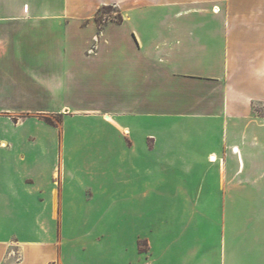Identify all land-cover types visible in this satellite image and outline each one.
<instances>
[{"label":"crops","instance_id":"1","mask_svg":"<svg viewBox=\"0 0 264 264\" xmlns=\"http://www.w3.org/2000/svg\"><path fill=\"white\" fill-rule=\"evenodd\" d=\"M0 264H264V0H0Z\"/></svg>","mask_w":264,"mask_h":264},{"label":"rangeland","instance_id":"2","mask_svg":"<svg viewBox=\"0 0 264 264\" xmlns=\"http://www.w3.org/2000/svg\"><path fill=\"white\" fill-rule=\"evenodd\" d=\"M105 8L106 9L104 10V12H101L100 14H98V18H97L98 19L97 20L98 26L105 25L106 21L109 19H113L114 21L117 20V22H118V19L121 16L118 13L117 9H115L114 7H105ZM91 88L92 87H89V88L85 87L84 89L91 90ZM35 116L42 119L47 124L55 125V126L60 125L62 123V120H63V115H48V114L47 115H44V114L40 115V114H36ZM61 131L62 130H60V132ZM40 139L41 138L38 137V138H36V140L34 142H39ZM66 142L67 143L73 142L72 135H71V133H69V131H68V136H67ZM149 142H150V147H152L155 140L149 139ZM85 169H87V171L94 172L93 167H90L89 164L85 166ZM206 200L210 205L208 207L209 208L211 207L212 209L210 211H203V210H201L200 212L198 211V214L196 215V219H195L197 221L196 224H199V223H201L200 225H205V223H207L209 225L211 224L212 227H209V226H206V227H209V230H211V232L214 233V235H217L216 237H219V229L218 228H220V225H221V214H222L221 210H220L221 208H220L219 199L214 198V197H212V198L207 197ZM153 201L154 200H149V202H153ZM124 206H125L124 203L118 204V208H124ZM210 216H211V220L205 222L207 220V218ZM124 217H125L124 215L119 214V210H118V213L115 212L114 215L110 216L111 219H114L112 221H116V222H118L120 219H121V222L124 221ZM245 217L247 220H250L254 216L252 214H249V215H245ZM152 231L153 230H150V234L153 233ZM149 247H150V242H148V240H145V239L139 240L138 248H139L140 253H147V254L150 253V252H148L150 249Z\"/></svg>","mask_w":264,"mask_h":264},{"label":"trees","instance_id":"3","mask_svg":"<svg viewBox=\"0 0 264 264\" xmlns=\"http://www.w3.org/2000/svg\"><path fill=\"white\" fill-rule=\"evenodd\" d=\"M106 8H103L101 12H104ZM98 20V19H97ZM117 22V20H115ZM122 22V17L120 16V18L118 19V23H121Z\"/></svg>","mask_w":264,"mask_h":264}]
</instances>
